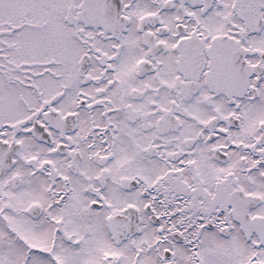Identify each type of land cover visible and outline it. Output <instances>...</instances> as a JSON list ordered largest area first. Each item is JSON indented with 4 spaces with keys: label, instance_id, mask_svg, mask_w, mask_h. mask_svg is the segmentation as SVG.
<instances>
[{
    "label": "snow or ice",
    "instance_id": "6c2138e0",
    "mask_svg": "<svg viewBox=\"0 0 264 264\" xmlns=\"http://www.w3.org/2000/svg\"><path fill=\"white\" fill-rule=\"evenodd\" d=\"M0 264H264V0H0Z\"/></svg>",
    "mask_w": 264,
    "mask_h": 264
}]
</instances>
